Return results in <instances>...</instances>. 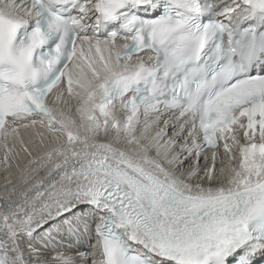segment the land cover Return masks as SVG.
<instances>
[{"label":"snow or ice","instance_id":"obj_1","mask_svg":"<svg viewBox=\"0 0 264 264\" xmlns=\"http://www.w3.org/2000/svg\"><path fill=\"white\" fill-rule=\"evenodd\" d=\"M0 146V264H264V0H0Z\"/></svg>","mask_w":264,"mask_h":264},{"label":"bare ground","instance_id":"obj_2","mask_svg":"<svg viewBox=\"0 0 264 264\" xmlns=\"http://www.w3.org/2000/svg\"><path fill=\"white\" fill-rule=\"evenodd\" d=\"M180 123H183V122L177 121V122H175V123H172V124H175V125H176V130H177V131L179 130V124H180ZM172 124H170V125L168 126L169 136H172V134H173ZM160 127H164V125L161 124ZM185 135H186V133H185ZM182 143H183V140L180 139V140L178 141V145H177V147H179V144H182ZM1 147H2V146H1ZM17 151H19V145H17ZM21 157H23V153H21ZM222 159H223V149L221 148V155H220V157H219L218 160H217V168H219ZM1 160H2V161L0 162V171H2V174H1V175H3V174H7V175H6L5 177H0V194H2L3 191H4V188H5V180H6V179H14V175H10V173L14 174L15 171H16V169H15V165H14V164H13L10 168L6 169V168H5V165H4V162H3V161H4V157H2ZM9 160L11 161V157H9ZM18 162L23 163V160L21 159V160L18 161ZM203 164H204V161H203V159H201V165H203ZM210 165H211V160L209 159V166H210ZM94 247H95V245L93 246L92 250H91L89 253L87 252V256L85 257V258L88 260L89 264H91V261H92V259H93V249H94ZM62 250H63V249H62ZM84 250H85L84 247H81V248H80V251H84ZM53 254H54V253H49V256H51V255H53ZM67 254L73 256V258L76 259V260H79V259H80V257L77 255V252H76L75 249H69V250L67 251Z\"/></svg>","mask_w":264,"mask_h":264},{"label":"rangeland","instance_id":"obj_3","mask_svg":"<svg viewBox=\"0 0 264 264\" xmlns=\"http://www.w3.org/2000/svg\"><path fill=\"white\" fill-rule=\"evenodd\" d=\"M2 174V171H0V177H5L7 174H3V175H1Z\"/></svg>","mask_w":264,"mask_h":264}]
</instances>
